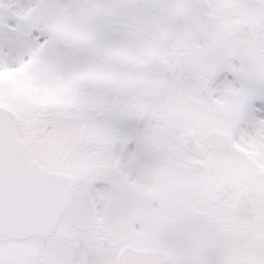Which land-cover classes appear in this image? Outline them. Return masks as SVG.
<instances>
[{
  "label": "snow or ice",
  "instance_id": "obj_1",
  "mask_svg": "<svg viewBox=\"0 0 264 264\" xmlns=\"http://www.w3.org/2000/svg\"><path fill=\"white\" fill-rule=\"evenodd\" d=\"M0 264H264V0H0Z\"/></svg>",
  "mask_w": 264,
  "mask_h": 264
}]
</instances>
